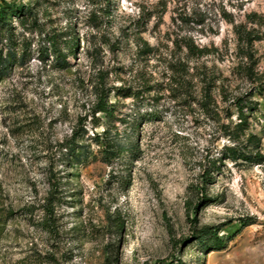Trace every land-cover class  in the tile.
Returning <instances> with one entry per match:
<instances>
[{
	"label": "rangeland",
	"instance_id": "obj_1",
	"mask_svg": "<svg viewBox=\"0 0 264 264\" xmlns=\"http://www.w3.org/2000/svg\"><path fill=\"white\" fill-rule=\"evenodd\" d=\"M0 10V264H264V0ZM231 20L261 33L254 59Z\"/></svg>",
	"mask_w": 264,
	"mask_h": 264
},
{
	"label": "trees",
	"instance_id": "obj_2",
	"mask_svg": "<svg viewBox=\"0 0 264 264\" xmlns=\"http://www.w3.org/2000/svg\"><path fill=\"white\" fill-rule=\"evenodd\" d=\"M4 13L5 10H0V19H4ZM256 17V18H255ZM258 17V18H257ZM249 19L252 23H258V25L261 27L264 25V16L258 15V14H250ZM234 22L233 20H231ZM235 23V22H234ZM235 32L238 36L239 44L242 47L244 54L250 59H254V54H252V48L256 41L261 40V33H259V30L256 28H249L246 24L243 23H235L234 24ZM190 50L193 51L195 46L189 44ZM54 52L57 54V61L62 66L65 67L68 65L67 57H64V54L62 53V50L58 47V44L55 42L54 46ZM200 55H205L207 53V50L205 49H199ZM248 73H251V71H248ZM111 104L108 101V95H100V99L97 105V112L101 111L104 112L106 115L110 116L112 115L113 111L111 110ZM243 107L240 109V124H238V128H242L245 124H247L245 114L243 113ZM110 132L109 128H106L103 134H98L95 136V139L98 143H100L103 146V153L106 156V159L110 161L112 157H118L121 155L123 150L119 149L114 142H112L108 138V134ZM75 142H72V145H69L72 153H76V149L74 147ZM226 150L228 151V155L232 157H238L239 152L237 151L236 147H227ZM86 152H81L80 156L84 157L86 156ZM246 158H252L250 155H245ZM206 175H210V173H207ZM59 190L56 188V192ZM58 199V196L51 192V195L48 199V219L46 222H44V225L47 228H54L53 220H54V205L56 200ZM208 196L206 194H203L201 197V201L207 200ZM222 242H218L220 244Z\"/></svg>",
	"mask_w": 264,
	"mask_h": 264
}]
</instances>
